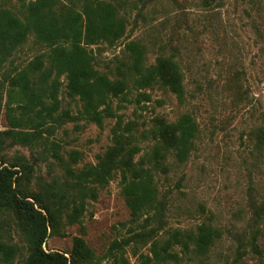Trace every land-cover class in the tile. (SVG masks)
<instances>
[{
	"label": "rangeland",
	"instance_id": "obj_1",
	"mask_svg": "<svg viewBox=\"0 0 264 264\" xmlns=\"http://www.w3.org/2000/svg\"><path fill=\"white\" fill-rule=\"evenodd\" d=\"M116 1L126 20L125 32L111 46L99 43L87 48L94 69L114 77L130 41L143 46L145 65L153 64L156 57H170L181 74L182 99L153 87L142 90L148 101L134 104L136 91L131 89L132 101L118 113L123 122L144 126L154 116L174 122L187 115L196 126L193 146L181 164L167 156L165 175H155L163 195L157 217L147 222L149 215L131 219L114 173L94 200L85 201L78 222L64 226L61 236L48 235L41 248L67 256L71 239L80 237L93 254L92 264H121V260L125 264H264V137H257L264 131V0ZM40 50L29 36L0 69V131L8 129L5 75L23 67ZM60 81L55 114L60 119L50 123V134L42 133L46 148L40 141L30 147L5 141L2 148L4 156L19 154L33 164L31 189L36 178L63 181L62 166L52 158L50 146L76 171L94 165L111 145L114 119H103L97 126L81 117L79 101L65 95L63 77ZM151 144L144 140L135 158ZM0 221L1 240L9 242L10 237L25 256L22 239L8 220L0 216ZM200 224L219 232V239L204 253L192 252L187 242V249L171 245L168 255L160 251L162 259L154 260L152 243L160 247L174 231L194 234ZM256 229L259 255L249 246ZM16 263L17 259L12 262Z\"/></svg>",
	"mask_w": 264,
	"mask_h": 264
},
{
	"label": "trees",
	"instance_id": "obj_2",
	"mask_svg": "<svg viewBox=\"0 0 264 264\" xmlns=\"http://www.w3.org/2000/svg\"><path fill=\"white\" fill-rule=\"evenodd\" d=\"M120 10L116 0H0V69L29 36L41 49L23 67L5 75L3 106L8 129L0 131V216L22 239L26 255L22 256L21 247L10 237L9 242L0 237V264H12L15 259L16 264H92L93 254L80 237L71 239L67 256L43 251L44 239L61 236L64 226L78 222L85 201L94 200L114 173L119 176L120 194L131 219L149 215L144 219L147 222L157 217L163 195L158 192L155 175H165L167 156L181 164L192 149L196 126L187 115L174 122L154 116L144 126L132 120L123 122L118 113L132 101L131 89L136 91L134 104L148 101L142 90L153 87L182 99L181 74L170 57H156L153 64L145 65L143 46L130 41L124 45L125 58L115 67L114 77L94 69L87 48L99 43L111 46L122 38L126 20ZM61 77L65 95L79 101L81 117L97 126L103 119H114L111 145L94 165L76 171L50 146L52 158L62 166L63 181L36 178L31 189L33 164L19 154L4 156L2 148L5 141L29 147L40 141L46 148L42 133L50 134V123L60 119L55 114ZM61 115L67 117L66 113ZM257 137L263 138L264 131ZM147 139L152 142L150 148L135 158ZM262 219L264 224V214ZM259 233L256 229L249 242L251 251L258 255L261 250L255 240ZM217 239L216 228L200 224L194 234L171 232L160 247L152 243L150 252L159 261L160 251L168 255L171 245L187 249L190 242L192 252L204 253Z\"/></svg>",
	"mask_w": 264,
	"mask_h": 264
}]
</instances>
